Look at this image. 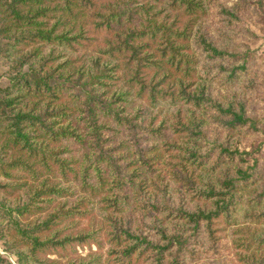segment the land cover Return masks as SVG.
Returning a JSON list of instances; mask_svg holds the SVG:
<instances>
[{"label": "rangeland", "instance_id": "obj_1", "mask_svg": "<svg viewBox=\"0 0 264 264\" xmlns=\"http://www.w3.org/2000/svg\"><path fill=\"white\" fill-rule=\"evenodd\" d=\"M122 1L100 0L98 12L104 14L107 11L105 6L110 2L122 5ZM168 1H149L152 5L150 11L159 13V19L165 18V22L173 24L174 30L186 33L176 38L185 40H179L175 45L184 47L182 53L190 58L191 77L187 79L181 72L169 70V67L158 71L144 68L145 72L150 70L145 76L148 83L153 79V84L159 83L158 90L176 91L172 98L158 96L154 102L148 93L142 98L120 95L125 91L122 79L125 60H118V54L110 56L105 52L110 41L116 40L113 31L94 33V26L101 18L80 17L74 21L71 16L61 17L60 12H51L50 17L43 20L49 28L55 27L58 34L74 37L80 35L83 29L85 32L81 35L87 38H78L84 46L76 44L77 48L39 44L44 54L55 57L48 62V67L55 70L56 79L67 76L73 79L81 74L86 77L94 74L98 64L106 75L112 77L100 79L108 85H98L99 91H104L108 98L120 97L122 100H117L116 106L124 111V115L135 116L137 123L156 131L138 134L140 145L145 147L144 158L150 159L145 163L127 141V134L122 135L118 131L121 128L115 123L107 122L105 125L108 128L102 129L104 136L113 137L105 146L112 147L110 153L119 156L117 162L124 165L125 173L134 174L131 177L134 184L123 179L126 184L122 185V190L126 197L119 196L117 201L113 191L115 178L109 167L100 166L102 172L90 170L89 177H85L83 182V164L86 157L92 155V150L86 144L77 145L73 140L45 143L50 148L64 151L60 157L71 167L66 175L56 170V176L42 172L37 178L34 173L21 168L8 170V175L0 170V184L5 185L0 187V199L13 205L18 201L25 203L29 195L44 186L64 188L61 195L41 194L39 200L33 202L34 207L19 215L23 223L35 226L47 222L56 212L70 211L67 216L51 219L38 233L42 240H67L62 246H50L38 253L37 264H176L173 262L176 258L171 254L176 250L173 246L163 250L161 263L157 250L133 255L128 261L125 258L127 254L123 252L124 244L118 246L111 240L113 222L108 219L109 216L120 224L130 222L136 234L141 232L152 240H158L160 247L166 243V238H160V228L169 235L192 236V251L184 250L180 256L182 264H248L246 259L251 260L255 256L259 261L264 255V239H261L264 236V200L257 203L255 198L264 191V136L262 133L246 134L241 129L228 128L222 121L227 118L217 108L218 105L227 107L229 103L236 106L234 96L241 97L247 114L253 113L264 122V102L254 103L250 98L251 95L264 96V0H193V6L200 7L193 16L173 11ZM141 21L138 19L135 26L140 27ZM128 27L125 24L123 30ZM201 35H205L207 41H212L219 49L236 54L223 59L210 57L202 50ZM7 39L4 37V40ZM142 43H150L143 46L142 55L148 54V60L159 61L160 58L152 57L161 53L151 46L155 45L154 41L145 39ZM36 47L38 44L26 45L25 49L28 51ZM161 47L158 45V48ZM241 59L248 61L247 72L238 71L236 76H232L229 70L221 68L224 65L232 69ZM151 63H148L149 66L154 65ZM8 67L7 63L0 61L1 74ZM0 82L5 85L7 77L2 76ZM255 84L262 87H253ZM182 88L197 96L204 92L214 100V104H206L208 109L196 107L190 100L182 98ZM58 105V101L51 102L49 111L58 109ZM67 106L71 110H63L66 116L49 119L55 121L57 127L72 125L71 129H74L84 126L86 119H81L84 114L78 110L81 105ZM87 131L81 128L82 133ZM223 147L237 150L248 161H239L238 157L228 160L222 153ZM195 154L206 158L201 162L194 157ZM220 154L224 162L214 168L212 161ZM254 163L257 172H263V179L237 191L234 201L229 204L228 214L221 212L219 216L213 215L209 219L211 222L204 218L198 224L190 222L184 211L196 215L200 211L209 213L214 210L218 199L229 198L228 190L222 184L224 172L230 177H239L240 167L250 170L254 166L249 165ZM256 168L253 169L255 172ZM235 188L238 189V186ZM4 220L0 217V257L5 259L3 264H19L16 253L29 250L30 245L17 244L9 250L4 239L12 236L10 230H4ZM82 235H91V238L84 242L68 241ZM13 236L17 237V234L13 233Z\"/></svg>", "mask_w": 264, "mask_h": 264}, {"label": "trees", "instance_id": "obj_2", "mask_svg": "<svg viewBox=\"0 0 264 264\" xmlns=\"http://www.w3.org/2000/svg\"><path fill=\"white\" fill-rule=\"evenodd\" d=\"M99 1L0 0V61L2 60L9 65L3 73L4 75L0 73V80L2 76H6L8 79L5 85L0 82V170L8 175V170L21 168L34 173L37 178L42 172L56 176V170L66 175L68 173L67 169L71 167L68 166L69 163L65 159L60 157L64 151L50 148L45 143L47 141L56 143L61 139L73 140L77 145L83 146L86 144L87 148L92 150V155L87 156L86 163L83 164V182H85V177H89L87 174L90 170L102 172L100 166L109 167L115 178V189L113 191L115 201H117L119 196L126 197L124 190H122V185L126 184L123 179L134 184L131 179L134 174L125 173L123 170L124 165L117 162L119 156L110 153L112 147L105 146L106 142L113 137L104 136L102 129H107L108 127L105 124L112 122L125 130L121 131L119 129L118 131L122 135L127 134V141L130 142L134 151L145 163L150 159L144 158L143 150L145 147L140 145L138 134L148 131L155 132L156 129L137 123V117L135 116L124 115V111L116 106L117 100H122L120 97L117 99L108 98L105 97L106 93L104 91H99L98 85H108L100 79L112 77L106 75L98 64L95 65L94 74L90 73L86 77L81 74L73 79L69 76L56 79L55 70L48 67V62L55 57L52 54H44L39 44H58L74 48L76 44L84 46L78 38H87L81 35L85 32L83 29L80 35L76 34L74 37L58 34L55 27L49 28L44 23L46 21L43 20L50 17L49 13L51 12H60L61 17L71 16L74 21H78L80 17L101 18L100 22L94 26V33L103 30L113 31L116 40L110 41L105 52L110 56L118 54V60H125L123 67L125 71L122 73L125 91L120 93L122 96L131 95L142 98L148 93L153 102L158 96L172 98L176 91L158 90L159 83L153 84V79H151V83H148L145 78L147 76L146 72L150 73L151 69L158 71L169 67V70L181 72L183 77L188 79L191 77L189 74L191 67L190 58L182 53L184 47L175 45L179 43V40H185L182 38L177 40V37L186 33L174 30L172 28L173 24L165 22V18L159 19V13L150 11L152 5L149 1L159 0H124L122 5L110 2L108 6L103 5L107 10L104 14L98 12ZM168 3L173 11L181 12L180 15L185 12L186 15L193 16L196 9L200 8L193 6V0H169ZM232 16L235 17V14H232ZM138 19L143 20L140 27L135 26ZM64 22L68 23V21ZM125 24H128L129 27L123 30ZM4 37L8 39L4 40ZM174 37L175 39H173ZM157 38H161V41H157ZM145 39L154 41L155 45L151 46H155V49L161 53L152 57L160 58L159 61L148 60V54L142 55L141 49L143 46L150 45V43H142ZM139 42L143 45L138 44ZM200 42L202 50L208 52L210 57L223 59L226 56L236 54L219 49L212 41H207L205 35H201ZM33 44H38V47L28 51L25 49L26 45ZM158 45L163 47L158 48ZM161 59H163V62ZM150 62H153L151 64L154 65L149 66L148 63ZM157 62L165 65H160ZM144 68H150V70L145 72ZM221 68L226 71L229 70L232 76H236L238 71L247 72L248 61L245 59L238 60V64L233 66L232 69H228L224 65H221ZM143 73L145 74L143 75ZM155 74H157L156 71ZM254 86L262 87V85L256 84ZM250 88L247 90H250ZM182 90V98L190 100L196 107L208 109L206 104L209 102L214 104L212 103L214 100L204 92L197 96L184 91V88ZM250 98L254 103L264 102V96L261 95H251ZM56 101L59 102L58 109L49 111L50 103ZM234 101L236 106L231 103L227 107L218 105L217 108L227 118L222 121L227 124L228 128H238L246 134L252 132L262 133L264 136L263 120L253 113L247 114L245 101L241 97L234 96ZM78 103L81 105L78 110L84 114L81 119H86L84 126H77L74 129H71L72 125L57 127V123L49 119L53 116H66L67 113H63V110L70 109L67 104L77 105ZM78 124L80 125V122ZM81 128L88 131L82 133ZM222 153L226 154L228 160H235L238 157L239 161H248L247 157H243L237 150L223 147ZM194 157L199 158L201 162L206 158L199 154H195ZM221 158L222 155L220 154L212 161L214 168L219 163L224 162ZM249 166L254 167H251L250 170H244L243 167L239 168V177H230L227 172H224L222 184L227 188L229 198L218 199L214 210L209 213L200 211L196 215L184 211L183 213L188 216L190 222L198 224L201 218L211 222L209 219L213 215L219 216L221 212L224 215L228 214L229 204L234 201L236 192L249 185H255L263 179V172H257L255 163ZM255 168L256 172L253 170ZM236 186H238V189L235 188ZM0 187L4 188L5 185L0 184ZM62 192H64V188H57L52 185V187L44 186L40 191L29 195L25 203L18 201L13 205L6 202L5 199H0V217L5 219L3 225L6 229L4 230H10L12 236L10 239H4L7 248L10 250V247L17 244L30 245L29 250L16 253L19 264H37L38 253L44 252L50 246L65 244L67 239L56 242L53 238L42 240L38 233L43 231L42 229L50 223L51 219L60 218L63 215L67 216L70 211L56 212L47 222L35 226L25 224L19 218L20 214H24L29 211V208L34 207L33 202L39 200L38 196L41 194L61 195ZM255 198L257 203L262 202L264 191L255 195ZM167 204L170 206L169 203ZM149 206L151 205L149 204ZM108 219L113 222L111 240L118 246L124 244L123 252L127 254L125 258H128V261L131 260L133 255L144 251L157 250L156 255L159 257V263H161L163 250L167 246H173L176 248L171 253L176 258L173 262L182 264L181 260L183 258L181 259L180 256L184 250L192 251V236L190 235H169L166 230L160 228L159 231L162 236L160 238H166L165 245L160 247L158 240H152L148 235L141 232L136 234L130 222H127L126 225L120 224L113 216H109ZM13 233H16L17 237H14ZM1 235L5 238L3 229H1ZM88 238H91V235H82L68 239V241L84 242ZM261 239H264V236ZM4 260L3 257H0V264H3ZM263 260L264 255L259 258V261L255 256L251 260L246 259L248 264H263Z\"/></svg>", "mask_w": 264, "mask_h": 264}]
</instances>
